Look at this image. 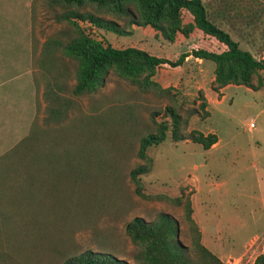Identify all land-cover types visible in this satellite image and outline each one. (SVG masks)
Wrapping results in <instances>:
<instances>
[{
    "label": "trees",
    "instance_id": "trees-1",
    "mask_svg": "<svg viewBox=\"0 0 264 264\" xmlns=\"http://www.w3.org/2000/svg\"><path fill=\"white\" fill-rule=\"evenodd\" d=\"M36 1L31 0L29 16L31 60L37 69L34 113L26 132L0 151V264H39L45 253L60 257L61 264H131L110 251L77 250L70 240L71 224L113 205L125 177L136 195L149 197L140 179L151 162L146 150L167 132L172 141L189 139L204 149L217 140L214 132L185 128L191 114L208 115L203 90L198 88L191 100H198L195 105L184 106L177 88L154 79L156 68L163 63L177 66L188 55L208 59L213 63L210 89L219 96L227 84L261 88L264 57L240 48L209 19L202 0H42L51 8L52 19L65 24L40 42L32 33ZM183 10L190 21H183ZM79 21L119 35L130 34L134 25L149 26L154 36L168 42L177 33L187 37L197 28L225 48L194 47L168 59L136 46L103 43ZM108 73L123 79L134 93L93 97ZM146 92L167 102L145 117L138 99ZM83 95L91 97L86 109L77 99ZM132 155L141 162L129 167ZM185 188L174 196H153L181 207L188 244L177 237V221L169 213L157 212L151 220L134 215L123 228L136 247L135 264H226L200 241ZM251 264H264L263 254H256Z\"/></svg>",
    "mask_w": 264,
    "mask_h": 264
},
{
    "label": "rangeland",
    "instance_id": "rangeland-1",
    "mask_svg": "<svg viewBox=\"0 0 264 264\" xmlns=\"http://www.w3.org/2000/svg\"><path fill=\"white\" fill-rule=\"evenodd\" d=\"M203 1L209 19L216 20L240 48L250 51L256 58L264 57V0ZM34 11L37 17L34 28L39 35L65 24L52 19L51 8L42 0L36 1ZM102 15L110 17L105 13ZM185 16L183 12L182 19ZM79 24L90 36L103 43L108 42L115 47H142L168 59H174L179 52L194 47L218 50L215 40L201 32H194L187 39L179 36V40L168 44L166 40L159 42L149 26L134 25L130 34L119 35L97 28L88 21H79ZM205 60L213 65L212 61ZM190 69V65L180 68L163 63L156 68L154 79L162 86L177 88V98L184 106H193L198 102L191 103V100L197 96V86L202 85L199 88L206 98L208 115L199 118L197 114H191L185 128H195L203 133L214 132L217 140L204 149L189 139L172 141L167 132L164 140L148 146L146 152L151 162L140 179L143 192L150 196L136 195L131 181L125 177L113 205L88 213L71 224L70 240L77 250L110 251L135 264L132 257L136 247L125 234L124 223L134 215L151 220L160 211L176 219L177 237L188 244L181 207L161 196H153H174L181 186H185L184 191L188 193L192 207L191 215L204 246L226 264H251L256 254L264 256V85L252 90L243 85L227 84L217 96L210 89L209 65L203 63L200 66V79L193 76ZM133 93V87L108 73L103 86L93 97H129ZM77 99L82 109H86L91 97L83 95ZM138 101L141 114L145 117L150 110L167 102L150 92L141 94ZM249 122H253L254 126L248 128ZM2 130L0 128V137ZM26 130L27 125H9L5 131L9 136L4 138V135L2 143L17 132L23 135ZM139 162L141 160L132 155L128 166ZM40 260L39 264H61L60 257L51 258L46 253Z\"/></svg>",
    "mask_w": 264,
    "mask_h": 264
},
{
    "label": "crops",
    "instance_id": "crops-1",
    "mask_svg": "<svg viewBox=\"0 0 264 264\" xmlns=\"http://www.w3.org/2000/svg\"><path fill=\"white\" fill-rule=\"evenodd\" d=\"M202 2L204 3L203 0ZM30 3L31 0H0V128H3L2 136L0 137V151L6 147V145L15 142L21 135L20 132H17L14 136L9 138L8 141L2 143L4 135V138L9 136L2 125H28L34 113L33 73L37 77V69L33 66L31 60ZM183 12L186 13L183 21H190V14L185 10H183ZM213 21L221 27L216 20ZM153 32L155 31L153 30ZM194 32L199 33L201 31L194 28L187 37L177 33L174 41L179 40V36L187 39ZM32 33L39 42L42 41L45 36V34H37L34 25ZM201 33L209 38H213L215 40L214 45L218 50L225 48V45L218 42L213 36L203 32ZM155 37L158 41L164 40L159 34ZM174 41L165 42L173 44ZM36 47L37 53L38 46ZM218 50L216 49L215 51ZM157 56L164 55L157 54ZM203 63L209 65L210 81L213 77V65L211 66L210 63H207L205 59L188 55L184 58L182 63L177 66L184 68L186 65H190L193 76L199 77L198 79H200L202 76L200 66L203 65ZM200 86L202 85H198L197 88ZM40 90L41 88H39L38 91L39 97ZM41 105H43L42 102Z\"/></svg>",
    "mask_w": 264,
    "mask_h": 264
},
{
    "label": "built area",
    "instance_id": "built-area-1",
    "mask_svg": "<svg viewBox=\"0 0 264 264\" xmlns=\"http://www.w3.org/2000/svg\"><path fill=\"white\" fill-rule=\"evenodd\" d=\"M253 126H254L253 122H249V123H248V128H251V127H253Z\"/></svg>",
    "mask_w": 264,
    "mask_h": 264
}]
</instances>
